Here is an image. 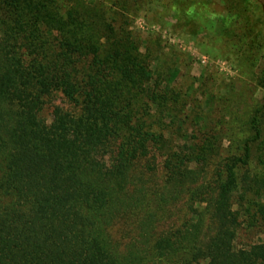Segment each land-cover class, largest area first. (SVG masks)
I'll return each mask as SVG.
<instances>
[{"label":"trees","instance_id":"1","mask_svg":"<svg viewBox=\"0 0 264 264\" xmlns=\"http://www.w3.org/2000/svg\"><path fill=\"white\" fill-rule=\"evenodd\" d=\"M116 8L0 0V264H264V243L233 246L241 217L264 234V97L242 157L217 174V232L203 241L199 204L149 244L167 205L198 181L190 164L202 157L158 166L155 130L177 95L150 85L149 57ZM258 80L264 91V67ZM254 142L255 165L239 177ZM130 218L147 246L121 252L107 228Z\"/></svg>","mask_w":264,"mask_h":264},{"label":"rangeland","instance_id":"2","mask_svg":"<svg viewBox=\"0 0 264 264\" xmlns=\"http://www.w3.org/2000/svg\"><path fill=\"white\" fill-rule=\"evenodd\" d=\"M99 1L80 0L89 6ZM102 1L110 9L125 6L120 22L138 38L139 52L149 57L154 72L150 85L158 83L162 90L173 89L177 95L170 104L171 116L155 130L160 136L153 151L158 166L176 155L202 157L199 165L190 164L197 173L202 170L198 181L189 185V194L167 205L149 244L166 230L178 229L193 217L191 209L199 204L201 210L205 208L200 236L207 242L222 224L212 210L217 174L223 172L227 158L242 157L243 141L253 137L250 118L264 97L258 80L264 67V0ZM60 100L57 94L55 101ZM260 129L264 138V114ZM251 145L249 165L239 171V177L255 165L257 143ZM234 223L235 248L264 243V234L248 227L243 217ZM134 226L130 218L107 228L119 251L136 243L147 246L140 244L144 240ZM192 264L211 263L199 259Z\"/></svg>","mask_w":264,"mask_h":264}]
</instances>
